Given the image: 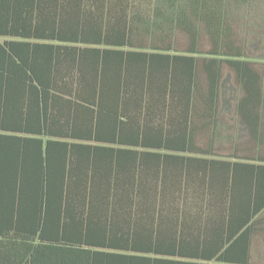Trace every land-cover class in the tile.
<instances>
[{"label":"trees","instance_id":"trees-1","mask_svg":"<svg viewBox=\"0 0 264 264\" xmlns=\"http://www.w3.org/2000/svg\"><path fill=\"white\" fill-rule=\"evenodd\" d=\"M256 237L264 0H0V264H264Z\"/></svg>","mask_w":264,"mask_h":264},{"label":"crops","instance_id":"crops-1","mask_svg":"<svg viewBox=\"0 0 264 264\" xmlns=\"http://www.w3.org/2000/svg\"><path fill=\"white\" fill-rule=\"evenodd\" d=\"M225 103L229 105V100H226V102H224L220 95V107L223 104L226 105ZM219 112L220 115L230 123L229 128H234L236 119L234 103L232 105V108H220ZM251 254L253 258H264V238H255L251 248Z\"/></svg>","mask_w":264,"mask_h":264},{"label":"rangeland","instance_id":"rangeland-1","mask_svg":"<svg viewBox=\"0 0 264 264\" xmlns=\"http://www.w3.org/2000/svg\"><path fill=\"white\" fill-rule=\"evenodd\" d=\"M237 96V88L234 83L233 75L227 68L224 69L223 83L221 87V97L226 102L229 100V105H222L221 108H232L234 100Z\"/></svg>","mask_w":264,"mask_h":264}]
</instances>
